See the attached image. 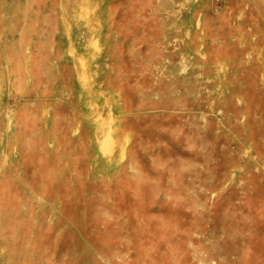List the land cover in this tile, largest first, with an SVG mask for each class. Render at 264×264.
Here are the masks:
<instances>
[{
	"label": "rangeland",
	"instance_id": "374dc122",
	"mask_svg": "<svg viewBox=\"0 0 264 264\" xmlns=\"http://www.w3.org/2000/svg\"><path fill=\"white\" fill-rule=\"evenodd\" d=\"M0 264H264V0H0Z\"/></svg>",
	"mask_w": 264,
	"mask_h": 264
}]
</instances>
